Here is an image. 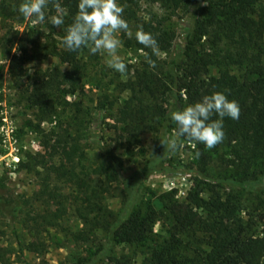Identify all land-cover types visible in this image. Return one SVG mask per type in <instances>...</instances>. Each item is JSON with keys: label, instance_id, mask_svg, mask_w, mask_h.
Here are the masks:
<instances>
[{"label": "trees", "instance_id": "16d2710c", "mask_svg": "<svg viewBox=\"0 0 264 264\" xmlns=\"http://www.w3.org/2000/svg\"><path fill=\"white\" fill-rule=\"evenodd\" d=\"M152 1L169 15L185 14L182 44L176 47L177 33L167 24L168 17L144 20L134 8L136 0H129L131 5L124 10L123 17L133 28V35L131 38L123 36L124 46L142 51L143 60L134 67L132 74L129 72L125 81L118 84L119 91L128 93V97L121 101L108 95L101 96L96 118L104 120L105 114L112 111L113 129L121 133V139L130 147L140 142L144 133L153 134L159 144L160 139L177 129L169 117L171 111L182 110L213 92H224L230 100L239 103L241 112L237 120L224 118L223 142L208 149L204 144L189 142L186 137L179 138L196 147L206 171L217 158V149H222L225 156L218 157L222 176L227 180L226 184L242 190L232 188L223 195L221 192L225 187L221 181H202L184 200L178 199L175 193H167L159 197L158 204H136L140 185L151 175L164 173L166 159L158 151L135 181L123 183L122 188L117 189L121 192L122 207L117 213L112 211L106 203V195L112 194L113 185L121 179L126 162L117 155L116 149L108 146L96 169L79 168L77 164L85 152L82 138L86 118L75 115L66 120L59 119V114L72 106L69 97L75 96L88 83L91 62L98 58L86 47L73 52L61 43L78 12L79 0H56L63 9L64 24L60 28L52 26L48 19L57 14L51 0L45 9V22L41 24H33L31 19H25L19 13L22 0H0L2 26L26 25L18 39L0 35V52H16L10 63L14 87L22 101L37 110L35 129L41 130L46 122L56 123L54 129L44 134V144L46 150L51 148V158L29 156L20 164V169L34 172L40 179L34 201L43 207V211L32 224L37 232L41 228L60 226L68 209L64 204L62 210V202L56 201L52 184L55 180L71 181L76 186L75 216L83 225V229L73 235L75 240L98 239V231L105 234L103 246L75 264H98L118 245L138 249L143 259L138 262L133 257L123 256L116 260L117 264H264L262 2ZM138 26L157 40L158 56L137 42ZM145 53L155 61V67L146 62ZM160 54L166 55L165 60ZM49 57L57 58L59 64L33 74L26 68L32 62ZM3 77L0 71V81ZM76 109L77 113L81 112ZM51 141L55 142L52 147ZM55 157L59 163L53 162ZM93 176H103L100 185H95ZM258 188L262 191L253 201L244 198L243 190ZM52 203L59 206L58 211L51 210ZM11 204L14 213L18 202L13 200ZM0 210L11 213L1 202ZM158 225L161 226L160 233L156 232ZM38 247L32 245L30 250L37 252Z\"/></svg>", "mask_w": 264, "mask_h": 264}, {"label": "rangeland", "instance_id": "374dc122", "mask_svg": "<svg viewBox=\"0 0 264 264\" xmlns=\"http://www.w3.org/2000/svg\"><path fill=\"white\" fill-rule=\"evenodd\" d=\"M261 2L264 8V0ZM118 3L124 9L131 5L129 0H118ZM136 3L134 8L139 17L144 20H161L163 17H168L167 24L177 33L176 47L182 44V29L186 19L183 12L172 16L152 0H136ZM25 27V24L2 26L0 22V35H5L7 39H18ZM130 30L133 28L130 27ZM124 35L127 34L118 33L121 45L117 52L128 66L127 73L121 75L109 68L106 63L109 58L107 54L97 53L98 58L91 62L88 83L81 87L75 96L69 97L68 101L72 106L59 114L60 120H66L75 115L77 118H86V128L82 138L85 152L77 166L96 169L102 162L101 157L106 152V148L109 146L116 149L117 155L126 162L121 172V179L113 185L112 194L106 195V203L116 213L122 207L121 192L117 189H121L123 183L135 181L158 151L166 159L164 173L153 174L140 185L139 193H135L136 204L141 205L147 202L158 204L159 197L167 193H175L178 199L184 200L189 192L202 181L210 183L221 181L222 186L225 187L221 192L223 195L231 192L232 188L242 190L226 184L227 180L222 176L221 161L218 159L220 155L225 156L222 149H217L218 155H215L217 158L206 171L201 164L196 147L182 142L179 137L176 138L180 147L175 153L165 152L164 146L161 142L158 144L156 137L151 133L142 134L140 142L130 147L121 139V133L113 129L115 122L112 111L105 114L104 120L96 118L98 99L101 96L108 95L111 99L118 98L121 101L128 97V93L119 91L118 84L125 81L129 77V72L132 74L134 67L143 60L142 51L130 50L124 46ZM57 39L59 40L58 37ZM15 53V51L0 52V71L4 74L3 80L0 81V202L5 206L6 211L11 212L8 214L0 210V264H75L102 247L105 243V234L98 231V239L91 237V239L75 240L73 235L81 231L83 225L75 216L76 186L71 181L55 180L52 184L56 201L62 202V210L64 204L68 209V214L62 217L60 226L41 228L37 232L34 223L32 224L33 221L38 220V216L43 211V207L34 201L40 179L36 173L20 169V164L27 161L29 156L44 155L47 160L51 158L49 154L51 148L46 150L44 134L54 129L56 123L46 122L42 124L41 130L35 129L37 110L22 101L10 76V63ZM17 55L20 54L17 53ZM160 58L165 60L166 55L160 54ZM58 64L57 58L49 57L32 62L26 65V68L33 74L37 70H47ZM62 68L66 70L67 66ZM215 73L213 71V74ZM76 108L81 112L77 113ZM174 135L175 132H171L167 137L171 138ZM54 144L55 142L51 141L49 145L52 147ZM53 162L59 163L58 157H55ZM93 177L95 185H100L103 176ZM250 190H243L244 198L250 201H253L255 195L262 191L261 188ZM208 195L209 193L205 197ZM13 200L18 202V209L14 213L11 211ZM58 209L59 206L52 203L51 210L58 211ZM160 230L161 226L158 225L156 232L160 233ZM36 233H39L37 237ZM35 244L39 246L38 251L32 252L30 249ZM123 256L133 257L138 262L143 259L138 249L118 245L103 256L98 264H117L116 260Z\"/></svg>", "mask_w": 264, "mask_h": 264}, {"label": "clouds", "instance_id": "9594fccd", "mask_svg": "<svg viewBox=\"0 0 264 264\" xmlns=\"http://www.w3.org/2000/svg\"><path fill=\"white\" fill-rule=\"evenodd\" d=\"M51 2L57 14L49 17V22L60 28L64 24L63 9L56 0ZM49 3L50 0H22L18 11L25 19H31L33 24H41L45 22V9ZM124 10L118 0H79L78 12L73 23L66 29L62 46L73 52L86 47L93 55L106 53L109 57L106 60L107 66L125 75L128 66L117 52L121 45L118 33L124 32L130 38L133 33L123 17ZM135 39L144 48L151 49L153 55H159L157 40L151 33L144 31L142 26H138ZM145 60L150 67H155V61L147 53ZM240 112L236 100H230L224 92H213L182 110L171 111L169 117L177 125L175 135L171 138L165 136L160 142L165 152L170 153H175L180 147L176 137H186L189 142L204 144L208 149L214 148L225 139L224 118L237 120ZM214 115L219 118L212 119Z\"/></svg>", "mask_w": 264, "mask_h": 264}, {"label": "built area", "instance_id": "2783aa9c", "mask_svg": "<svg viewBox=\"0 0 264 264\" xmlns=\"http://www.w3.org/2000/svg\"><path fill=\"white\" fill-rule=\"evenodd\" d=\"M19 162V161H18Z\"/></svg>", "mask_w": 264, "mask_h": 264}]
</instances>
